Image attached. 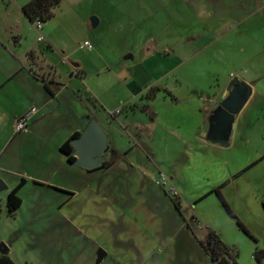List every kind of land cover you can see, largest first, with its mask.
<instances>
[{
    "label": "rangeland",
    "instance_id": "1",
    "mask_svg": "<svg viewBox=\"0 0 264 264\" xmlns=\"http://www.w3.org/2000/svg\"><path fill=\"white\" fill-rule=\"evenodd\" d=\"M10 1L13 0H0V22L10 14L5 9ZM75 3L80 4L78 9ZM145 5H148L147 0H75L74 3L61 0L55 17L41 23L48 28L50 38L44 32L38 33L45 39L38 44L60 72V81L75 83L83 99L91 97L94 104L95 100L103 99L112 106L117 99L132 96L118 76L119 65L145 62L143 70H138L139 83L144 89L136 99L138 103L142 100L143 105L130 112L118 102L116 109L121 116L116 117L112 116L115 112L111 113L116 109L104 111L98 104L97 110L107 120L110 143L123 158L127 156V163L132 162L135 168L139 157L138 161L152 172L151 178L142 179L139 170L133 168L125 173L123 187L111 183L109 190L101 189L106 194L102 201L107 204L127 196L130 203L122 211L129 230L118 232L116 238L110 228L101 230V209L105 202L98 207L88 203V207L79 211L80 200L79 203H66L67 195L40 187L30 178L39 173L47 177L55 171L60 185L65 177L63 172L78 171L67 165L59 173L55 169L61 157L58 151L47 147V141L52 140V144L56 141L50 120L57 116L51 115L35 132L17 135L18 139L10 145V150H18L21 165L10 170L0 168V182L4 186L0 189V247L4 245L8 249L6 255L15 264H89L93 259V263L96 261L99 249L108 252L100 264H212L198 245L208 228L235 250L237 264H257L253 254L256 249H264V101L248 105L243 119L232 131L235 135L227 149L198 146L193 150L175 142L181 147L174 151L175 156L190 153L192 157L187 164L178 165L179 179L169 181L173 173L165 162V155L171 150L166 149L165 139L173 141V136L163 125H158L152 132L142 131L139 139L135 129L128 124L129 120L140 119L143 115L149 120L151 114L147 106L154 104L161 109L163 100H198L202 93L200 89L214 91L219 82L217 77L223 81L235 70L229 63L227 40L214 41L218 27L205 20L203 10L173 4L174 19L170 23L169 19H154L156 10H148ZM145 10L151 13V18H146ZM164 10L160 9L162 13ZM91 18L102 22L93 27ZM47 41H51L52 48L47 46ZM85 41L92 49L80 47ZM23 42L21 48L24 50L25 45L32 42V36L24 38ZM219 48L226 50L222 49L221 53ZM3 60L5 58L0 55V66L4 64ZM70 63L80 66V76H70ZM22 93L17 84L0 91V143L12 131L16 134L14 125L11 131L9 119L24 100H19ZM117 119H122V123L119 124ZM136 140L154 150L157 158L143 160L134 146ZM132 146L134 148L130 149ZM44 162L51 168L37 167L38 163ZM160 173L166 185H155L157 180L161 181ZM21 180L25 181L18 191L21 206L11 217L6 212L5 199ZM149 189L172 200L178 196L182 217L188 223L189 237L181 234L178 240L174 239L170 234L172 228L163 220V212L144 211ZM217 189L235 218L228 215L219 201ZM97 200L101 201V196H97ZM84 201L83 196V204ZM85 209L90 212L85 213ZM148 214L156 216L151 219ZM192 217L196 222L191 220ZM236 219L249 235L238 227ZM134 227L137 237L135 235L133 240L140 252L127 240ZM145 250L147 253L143 252Z\"/></svg>",
    "mask_w": 264,
    "mask_h": 264
},
{
    "label": "crops",
    "instance_id": "2",
    "mask_svg": "<svg viewBox=\"0 0 264 264\" xmlns=\"http://www.w3.org/2000/svg\"><path fill=\"white\" fill-rule=\"evenodd\" d=\"M29 1H10L5 7L6 11L10 12V14L4 22H0V55H3L5 58L3 60L4 64L0 66V91L17 84L21 86L23 92L19 100L21 98H24V100H21L19 109L12 111L10 115L11 131L16 119L29 107L35 106L37 113L30 119L29 129L26 133L13 134L12 131L9 136L4 137V140L0 143V147L2 148L0 151V168L10 170L15 165L16 167L21 165L18 159V150H15V148L14 150L13 148L11 150L9 149L10 145L18 139L17 135L33 133L37 127L39 129L43 125L41 122L46 118L51 115L57 116L58 120H50L53 127L51 133H55L56 141L54 144H52V140L47 141V147L58 151L61 157V160L57 163L58 167L55 169L59 173L67 165L78 169V171L69 169L68 172H63L65 177L63 178V184L60 185L55 171H52V175L47 177H42L41 173H39L37 176L32 175L30 178L36 181L34 183L40 187H46L55 193L67 195L68 199H66V203H79L78 200H80L79 211H83L84 207H88L90 204L98 207L105 202L102 200L106 198V194L101 189L109 190L111 183L113 185L114 183L117 184L118 188L123 187L125 173L134 168L131 161V163H127V158H125L127 156L123 158L116 150L114 144L110 143L107 120L97 111L98 104L102 110L106 111L107 108L115 110L119 107L118 102H120L121 107L129 109L130 112L137 111L136 107L143 104L142 100L138 103L136 99L142 94L144 89L139 83L138 70H143L145 62L133 66L119 65L120 73L118 76L128 91L132 93V96L129 98L125 100L117 99L112 106H109L103 99L95 100V104L91 97L88 100H84L81 91L75 83H63L60 81V72L52 66L50 57L38 44L45 40L39 41V32H44L48 38H50V34L46 26H42L38 30L35 23L31 22L23 13L22 8ZM72 1L74 3L75 0ZM147 2L148 5H145L146 9L156 10L152 16L154 19H169L170 23L174 19L173 4L185 9L195 8L203 10L201 13L205 15V20L207 19L210 24L218 27L214 41L220 42L227 40L228 44L225 45L227 50L219 48V51L221 53L223 52L222 49L227 51V55L230 57L229 63L232 64L235 70V73L229 77L230 79L224 78L223 81H220L221 78L218 76L219 82L214 91L208 92L203 89L201 91L200 89L199 92L202 93L198 100H163L161 108L163 111H160L159 106H155L154 104L147 106L150 110L148 113L151 114L149 120H147L148 116L146 115H143L140 119L129 120L128 124L132 125L135 129V134L139 139L142 137V131L147 130L148 133L152 132L153 127L158 125H163L169 134L173 136L175 141L165 139L166 149L171 150L167 156L165 155V162L168 163L167 165L173 173L169 179V181H172L177 178L179 179L180 172H177L178 165L187 164L192 157L190 153L175 156L174 151L181 148L175 142L185 147L189 146L193 150L198 146L208 147L214 150L227 149L231 146L235 135H233L232 131L243 119L248 105L254 101H264V0H147ZM79 5L75 3L77 9ZM161 8L165 9L163 13L160 11ZM205 10L209 11L206 12ZM145 12L146 18H151V13L147 12V10ZM101 22L102 20L100 19ZM100 23L98 21V24ZM226 25L229 27L225 28L224 26ZM222 28H224L223 31H221ZM29 35L32 36V42L27 43L23 50L21 48L24 43L23 40L24 38L27 39ZM50 42L47 41L46 44L49 48H52ZM63 62L65 64L67 63L64 60ZM70 64L72 65L70 76L73 77L74 74L80 76V66L74 63ZM233 80L238 81L240 85H244V93L247 89L250 91L245 103L234 118L226 139V144L220 145L212 134V126L214 124L215 113L219 110L221 104L230 98L231 93L237 86L235 83L230 88L228 87L229 83ZM117 111L118 109L111 112H115V116L111 115L113 117H116V115L121 116V112L117 113ZM91 120H96L107 136L106 152L102 156L101 164L96 167L86 168L77 165V160L75 163H69L66 155L60 152V146L74 134L78 133L81 136ZM117 120L119 124L123 121L122 119ZM24 138L25 136L20 138V140ZM134 146L138 148L142 158L144 157L143 160L149 161L157 158L154 150L149 149L148 146H143L139 141L136 140ZM134 146L130 147V149L134 148ZM194 154L197 155V153ZM138 158L134 169L139 170V175L143 177L142 179L151 178L152 172L145 168L143 163L138 161ZM111 160L114 163L110 167L99 169L103 162H109ZM155 163L157 164V162ZM38 164L37 167H40L42 170L45 167L48 169L51 168L49 163ZM159 175L161 179L164 178L162 177V173ZM67 178L68 180H66ZM79 181H82L80 185H78ZM161 183L162 181L157 180L155 185L163 186L167 184L166 180L164 184ZM92 185L93 187L90 189L89 186ZM146 193L147 207L144 211L147 210L146 212L149 213L157 211L163 212V220L165 222L167 221V225L172 228L170 234L174 239L178 240L181 234L189 237L188 223L182 217L183 209H181L182 207L178 196H176V202L179 210L174 206L172 199L165 196V194L161 196V193L153 189L147 190ZM83 196L85 197V205L82 202ZM97 196H101V201L97 200ZM123 198L115 203L107 204L105 202V206H102L103 209H101L103 213L101 215L100 228H102V231L110 228L115 238L118 232L129 230L126 223H124L122 209L130 202H127V196ZM108 210L110 213H108ZM85 211V213H88L87 211L89 210L85 209ZM148 215L151 219H154L156 216ZM191 220L196 222L194 217ZM132 232L129 236L130 238L128 237L127 240L129 243H133L134 249L138 251L139 246L136 247L133 240L137 237L135 227L132 228ZM131 247L133 248V245ZM140 251L141 249H139ZM104 252L106 253L105 256H107L108 252L106 249H104ZM143 252L147 253V250ZM93 260L89 264H96L95 262L93 263Z\"/></svg>",
    "mask_w": 264,
    "mask_h": 264
},
{
    "label": "trees",
    "instance_id": "3",
    "mask_svg": "<svg viewBox=\"0 0 264 264\" xmlns=\"http://www.w3.org/2000/svg\"><path fill=\"white\" fill-rule=\"evenodd\" d=\"M61 0H30L23 6L22 11L27 18L35 23L40 21L41 23L51 20L55 15V10L59 7ZM80 137V134L72 135L66 142L60 146V152L66 155L69 163H74L76 159L72 156V147L70 142ZM114 163L113 160L109 162H103L99 169L110 167ZM24 180L12 190L6 196L5 208L9 216L13 217L21 206V199L18 195L20 187L23 185ZM219 201L222 203L226 212L231 217L235 218L231 210L227 206L225 200L221 196L219 190H215ZM174 206L179 210V206L176 200H172ZM238 227L249 235L243 224L236 219ZM198 245L202 252L208 257L212 264H237L235 260L236 252L233 248L226 245L219 235L212 229H206V234L203 240L198 241ZM254 260L257 264H264V249H256L253 254ZM0 264H15L6 254H0Z\"/></svg>",
    "mask_w": 264,
    "mask_h": 264
},
{
    "label": "water",
    "instance_id": "4",
    "mask_svg": "<svg viewBox=\"0 0 264 264\" xmlns=\"http://www.w3.org/2000/svg\"><path fill=\"white\" fill-rule=\"evenodd\" d=\"M92 26L98 25L96 18H91ZM237 84L230 98L225 100L219 110L215 113L214 124L212 126V134L220 145L226 144V139L230 131L231 125L240 108L246 101L249 89L244 93V85H240L238 81H231L228 85L230 88ZM74 149L73 155L77 158L76 164L82 167L90 168L99 166L102 162V156L106 152L107 136L96 120H91L87 128L80 137L70 142ZM0 182V189L3 188ZM1 254H7L8 249L2 245L0 247ZM106 253L99 249L95 263L100 264Z\"/></svg>",
    "mask_w": 264,
    "mask_h": 264
},
{
    "label": "built area",
    "instance_id": "5",
    "mask_svg": "<svg viewBox=\"0 0 264 264\" xmlns=\"http://www.w3.org/2000/svg\"><path fill=\"white\" fill-rule=\"evenodd\" d=\"M36 28L40 30L42 28V24L40 21L35 22ZM43 37L39 38V41H42ZM81 48H86L88 50L92 49V46L89 42H84L80 45ZM37 113V108L35 106L29 107L20 117H18L15 121V131L16 133H25L27 132L28 124L30 119ZM162 183H165V179H161Z\"/></svg>",
    "mask_w": 264,
    "mask_h": 264
},
{
    "label": "flooded vegetation",
    "instance_id": "6",
    "mask_svg": "<svg viewBox=\"0 0 264 264\" xmlns=\"http://www.w3.org/2000/svg\"><path fill=\"white\" fill-rule=\"evenodd\" d=\"M73 152H74V149L72 148V156L77 160V158L73 155Z\"/></svg>",
    "mask_w": 264,
    "mask_h": 264
}]
</instances>
